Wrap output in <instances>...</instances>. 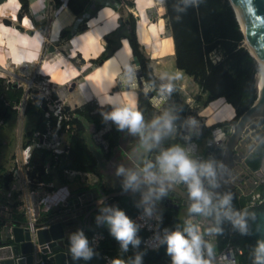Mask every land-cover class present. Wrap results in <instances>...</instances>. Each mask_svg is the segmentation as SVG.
<instances>
[{
	"label": "trees",
	"instance_id": "16d2710c",
	"mask_svg": "<svg viewBox=\"0 0 264 264\" xmlns=\"http://www.w3.org/2000/svg\"><path fill=\"white\" fill-rule=\"evenodd\" d=\"M22 5V12H27V0H14ZM55 7H58L62 0H51ZM88 0H67L68 7L78 14ZM122 3L126 8L124 18L119 19V23L113 29L107 31L103 35L104 47L102 51L92 61L99 62L109 57L112 52L121 44V38L125 37L130 47L132 55L138 59L142 76L147 82H157L159 86L164 88L167 83L161 77L154 75L152 68L148 63L147 57L142 53L137 41L136 21L130 11V7L134 5V0H116ZM164 16L170 28V35L174 53V66L183 70L186 74L191 75L193 80L199 86L201 92H206L205 100L209 101L216 97L222 96L225 101L229 102L234 109V114L228 120L217 121L209 126L203 125L202 131L196 137L200 140L211 134V129L219 124L234 123L240 114L253 102L256 96V69L257 62L250 54L248 48L242 43L244 36L239 28V24L235 18L234 10L229 0H163ZM101 6L95 5L89 13L82 18V22L76 26V30L82 31L86 28L85 20L88 16L94 15L97 8ZM70 27H63L59 31V36L67 38L71 36ZM219 54L220 57L214 60L212 54ZM71 61L72 59L69 58ZM71 66L69 67V71ZM68 71V72H69ZM68 72L64 77L67 76ZM62 79V69L59 73H54L51 79ZM3 78L0 77V112L4 116V121L9 116H15L16 110L11 107L12 100L18 99L23 89L21 86L14 87L11 84L8 87L3 85ZM36 91L32 90L33 99H28L24 107V114L31 112L34 121L22 135V145L30 141L32 132L42 129L45 125L46 117L42 105L37 102ZM165 102L162 109L155 108L149 101L146 94L138 89L136 94L137 105L135 110H139L143 115L144 124L147 128V139L151 145V151L162 154L167 149L173 147L177 141L181 140V132L179 131L182 122H189V118H197L190 111L188 104L185 102L180 91L174 87V91L169 95L166 91ZM51 96L56 97L55 91H51ZM7 100L8 103H4ZM97 107V111L92 113L90 110ZM121 106L111 104H98L94 102H85L82 109L76 108L75 111L85 118L89 123H93L95 128H99L104 124V116L110 114ZM166 117H174L173 132L164 135L162 133L159 143L150 139L156 128L152 127L153 121L160 119L161 123ZM48 119L54 124V116ZM3 121V122H4ZM71 131L68 135L69 143L66 152L58 155V160H53L50 151L44 148H33L31 151V161L34 168L28 171L30 177H36L39 180L51 182L53 186L58 183H68L62 174V168L69 167L78 170L99 172L101 158H108L114 151L115 146L120 142L119 125L110 119V128L104 133V137L108 141L107 149H104L99 142H94L91 132L84 126L79 118L73 116L70 119ZM1 125V124H0ZM128 127H125L126 129ZM204 136V137H203ZM150 155V154H149ZM251 167L258 164V159L250 160ZM44 165L47 166V172L43 171ZM10 182V176L6 173L0 174V187L6 188ZM95 184L104 190L124 189L125 180L114 187H106ZM88 188V185H84ZM77 186L75 192L84 187ZM162 185L158 182L148 183L141 180L135 186V190L129 194H118L115 198L124 205L126 214L130 219L139 209V194L148 197L149 201L158 213L161 215V224L169 226H178L181 231L187 226V223L199 225L200 229L207 230L215 226V215L204 217L203 221H185L177 215V208L169 206H161L155 201V197ZM151 192V195H150ZM254 194L259 202L247 204L250 194H241L239 199L234 197L231 207L234 211L242 212L247 210L248 213H255V219L251 215L246 217L249 234L242 235L238 228L233 227V232L229 236L230 241L238 245L240 252L237 253L236 264H256L255 250L258 242L264 241V182L259 183ZM117 200V199H116ZM118 201V200H117ZM118 201V202H119ZM119 202V203H120ZM120 203V204H121ZM15 204V203H14ZM218 204V203H214ZM198 215V214H197ZM201 216V215H200ZM226 224L231 221L223 220ZM187 222V223H186ZM225 224H221L223 229ZM1 226V222H0ZM233 226V225H232ZM137 233L141 238L144 234L142 227H139ZM101 231L104 238L99 242L96 248L89 247L93 251V257L90 260H83V264H104L102 253L107 252L116 255L117 258L125 261V264H132L135 256L144 253L142 264H172V257L167 254L166 235L162 236L161 243L156 249H148L141 242L138 247L133 248L130 244L128 251L124 252L120 249L119 242L110 235V225H99L95 220H91L90 224L85 227L78 228L89 241V236L93 231ZM224 231V229H223ZM204 240L214 245V253L223 246V240L220 235L213 234V240L204 233ZM49 264H53L49 262Z\"/></svg>",
	"mask_w": 264,
	"mask_h": 264
},
{
	"label": "crops",
	"instance_id": "0c3cea01",
	"mask_svg": "<svg viewBox=\"0 0 264 264\" xmlns=\"http://www.w3.org/2000/svg\"><path fill=\"white\" fill-rule=\"evenodd\" d=\"M13 2L14 0H2L0 2V65H1L0 69L1 70L4 69L3 68L4 64L9 62L14 66H16V64L18 65V62L21 61L32 63L33 65L35 62H37V57L40 54L42 46L44 44H47V42H49L51 46H49V50H48L49 52H47V58L39 66H43L41 68H43V70L48 75L49 81L55 85V93L57 94L56 97L59 100L69 105L70 104L79 105L85 102H89L91 100H95L100 105L107 103L115 106H121V107L129 106L134 109L136 108L137 105L136 94L138 89L136 90V94L134 97L132 96L125 97L121 95L122 93L120 90L123 89H120L119 87L115 86L116 74L127 67L128 60L130 58L131 52L127 39L125 37H122L120 46L116 48L112 52V54L106 59L101 60L99 62H95L91 60L95 58L102 51L104 47V40H103L104 33L117 26L121 16L122 18H124V15L126 13V8L123 6L122 3H117L116 0H88V2L85 4L82 10L78 14H75L68 7L67 0H62L61 4L58 7H55L51 0H27V12L24 11L21 20L17 21V19H14V17L16 18V14H14L15 9ZM135 2H137V0H134V5L130 7V11L136 8ZM97 4L101 6L97 8L94 15L88 16V18H86L85 20L86 28L82 31L76 30V26L82 22V18L86 16L89 13V11L92 10L94 6ZM101 13L102 16L108 15L107 16L108 18L111 17L112 14L114 13L113 16H114L115 25L104 31L97 40L94 39L93 42L95 44L98 43L99 44L98 47L92 46V44H89V42L83 43L82 40L88 38L87 32L90 29H92L91 26L97 24V21L100 19L99 14ZM4 18H8L10 20V23L3 22L2 19ZM17 23L20 25V28L15 27ZM100 24L102 25L103 23ZM63 27H70L72 31L70 37L63 38L59 36V31ZM53 42H56L57 44L53 45L52 44ZM124 45L126 47H123ZM122 47L124 49H121ZM116 52L117 54H121V57L123 58L122 61H121V57L119 59L117 57L116 61H112V63L113 62L117 63L116 65L118 67V72L108 74V73H101L100 71H98V68L102 65L104 66L105 62H109V59L115 56L114 54H116ZM19 58L22 59L19 60ZM69 58L72 60L70 61ZM12 59L14 60V62L11 61ZM64 59L74 64L73 67L75 68L74 71H76V75L72 78L70 77V79L64 77L65 74L69 71V67L67 66V64H64ZM56 64L57 65L61 64V65L58 69L54 71L51 69V66H54ZM173 64H174V54H173ZM160 65L161 64H158L157 69L160 68ZM26 66L27 65L25 64V67ZM163 66L164 68H167L166 65ZM61 69H62V79H56V80H60L58 82L51 81L50 78L52 74L59 73ZM169 69H172V71H174L175 73H177V70H181L179 68H176L175 66L173 67L170 66ZM71 70L72 69H70L68 73H70ZM182 74L185 76L184 77L185 79L181 78L182 81L178 83L172 81L171 84L174 87H176L182 93L183 96L188 94V90H193L197 92L198 95H200L199 97L196 96L194 97L195 99L199 98V102H196V107H194L190 111L193 112L194 115H196L197 117L203 118V125L209 126L217 121L228 120L230 117H232V115L234 114V109L229 102L224 100L222 96L216 97L209 101L200 102V99H203V96L206 95V92L200 91L199 86L193 80L191 75L186 74L183 70H182ZM1 75L2 74L0 73V77ZM156 76L162 78V75H156ZM183 81L185 82L183 83ZM165 82L169 84L167 80H165ZM52 83L50 84L52 85ZM116 90L117 93L119 92L118 94H116ZM118 98L120 99V101H118ZM114 99L116 101H114ZM209 105H212L213 110L211 111V114L214 113V118L205 121V119L209 117ZM126 129L120 130V136H121L120 142L114 148V151L117 148H119L121 152L113 153L114 152L113 151L111 155L107 158L109 162L108 164L105 163L106 158L103 159L102 167L98 170L99 172L96 173L92 171H87L88 173L87 176H85V178H82L79 174H76L75 176L70 178L62 174L64 177H66V180H68L69 182L58 183L55 186H53L52 183L49 181L50 187L53 188L55 192L52 194V197L46 196L44 201L40 203L39 205L40 219H43L46 215L52 213L56 209L57 205L59 204L62 198L68 196L73 197L75 195L74 192L77 186L88 185L90 187L101 181L100 183L101 185L103 184L106 187L114 188L120 183L121 180L124 179L126 181L127 175L132 173L131 167L134 164L142 166L145 163L149 154L152 152L151 147L149 148L150 143L147 137L145 136L149 145L147 146L146 150L144 149V147L140 146V144H137L136 149L139 150L138 151L139 153L142 152L141 155H143L142 159H140L139 162H137L136 160L137 155L135 154L137 151L133 146L135 145L133 143L136 139V136L134 134L130 136L129 132ZM22 135L23 132L20 134L19 131V139L15 142L13 151L9 154V160H10L9 168L4 173L10 176V182L5 188L6 191L5 195L4 196L0 195V204L5 206L6 211L9 212L11 211L12 212L11 217L16 219L24 218L23 215L21 214V209H22L21 205L24 203V200L28 196L27 190L29 188V185H26L23 182H19L12 179L10 174L11 167L13 166V157H14L15 149L20 144H22V138H21ZM68 135L69 134L65 133L66 139H68ZM206 135L207 136H205L204 139L207 141L209 139L208 138L209 133ZM20 139L21 141H19ZM181 140L182 141H177L173 145V147L176 145H181V147L183 146L184 148V143L186 140H184L182 133H181ZM193 140L196 142L198 151L200 150L201 152L206 141L203 142L202 139L197 140L196 137H194ZM121 166L124 168L125 171L124 173L118 175L119 180L117 181L116 185L113 183H107L104 175L108 173L112 174L117 170L118 167ZM80 171H84V170H80ZM76 179H78L79 181L78 183H74ZM140 180L142 182L145 181L144 178ZM0 189L4 190L3 187H0ZM82 189H86L85 186L80 188V190ZM113 190L121 191V193L119 194H127L124 193L123 192L124 190L121 189H113ZM235 194H236L235 196L236 199H239L240 197L239 195L242 193H240L239 190V192ZM116 199L119 201L118 198ZM121 206L122 209L125 211V207L122 203ZM98 214L99 213H94L93 217H97ZM201 217L202 216L200 215L193 214L191 217L187 216L184 219L185 221H193V220L198 221ZM201 221L205 222L204 220ZM77 230L78 228L75 227L72 232L67 234L66 241L68 243L71 244V238L73 235L77 233ZM9 242L11 244L14 243V241L11 239L9 240ZM81 264H83V262Z\"/></svg>",
	"mask_w": 264,
	"mask_h": 264
},
{
	"label": "water",
	"instance_id": "95a60500",
	"mask_svg": "<svg viewBox=\"0 0 264 264\" xmlns=\"http://www.w3.org/2000/svg\"><path fill=\"white\" fill-rule=\"evenodd\" d=\"M1 1L2 0H0V2ZM235 1L243 20L245 32L252 43L253 53L249 49L248 51L255 58V60L258 58L264 60V0ZM229 2L233 8L230 0ZM21 10L22 5L19 4L15 12L17 21L22 18L23 13ZM234 15L239 24L235 11ZM2 21L10 23L8 18H4ZM15 27L20 28V25L17 23ZM239 28L244 36L245 34L240 24ZM129 60L130 65L116 74L115 86L120 89H141L146 94L151 104L155 106L161 105L165 100V94L164 91H162L163 88L159 86L157 82H147L144 80L138 59L135 55H132ZM131 64H133L132 68ZM135 75H138L139 79L136 83H133L131 78ZM259 94H256L253 102L233 123V130L231 133L227 134V139L223 148L215 147L206 141L203 149L201 150V156L194 152L188 153L192 159L199 162L209 160L214 161L216 169L220 170L217 172L218 175L216 177L217 186L214 187V190L217 192L220 191V188L225 184L226 178L230 174L231 176L234 175L235 172L242 170L241 168H243V166H245V169L243 168L242 170L243 172L245 171L247 173L251 171V167L246 164L247 161H243L241 159V157H245L246 153L250 150L251 154L255 153L258 162L262 163L260 170L252 172L253 175L261 176L264 173V134L260 136L258 135L261 127H258L257 125L253 126L254 122L251 121L247 123V126L245 127L247 130V132L245 131L246 134L236 135L235 133V129L237 127L241 128L246 121L251 119H248V116L252 113V111H264V85L261 87ZM256 103L257 106L254 107ZM197 122L198 123L195 127H190L186 123L181 124L180 131L184 134V140H191L199 135L200 129L203 125V118H198ZM223 129L225 130L226 126H224ZM232 134H235V137ZM242 136L243 138L239 140L238 144H236L237 139H240ZM233 150H235L236 153H234ZM160 155L161 154H159L156 158V153H153L152 156L154 158H147L142 166L134 164L131 167L132 173H137L139 180L143 179L145 173L142 168L151 164L154 167L150 168L149 171L155 173L157 176H160L161 173L158 164ZM234 160L241 162L238 163L237 166L233 167ZM240 178H242V176ZM250 178L253 179L252 176H250ZM261 180L262 179H260V181ZM169 184H171V187H168ZM209 184V181L206 182L207 187H209ZM163 186L167 189V195L160 196L159 199L155 197L157 203L174 208H177L180 204L185 205L192 203L185 183L180 182L179 185H176L173 182L165 180L163 182ZM225 190L226 189L224 187L223 192H225ZM123 192L127 194L131 193L129 189H125ZM118 193L121 192L115 190L105 191L96 185H92L84 191H78L77 194L79 195V198L74 196L71 200H68L67 209L60 210L58 209L60 207H56L53 213L46 215L43 219L37 222L38 228L35 231L37 243L47 242L42 244L41 248L43 249L47 247V251L53 252L52 255H50V259H52L55 264H81L83 262L82 258L77 260L72 259L70 251L71 244L66 241L67 234L72 232L75 227L80 228L81 225H83L82 227L88 226L90 224V220L93 219L94 213H99V221L96 219V222H98L99 225H108V222L104 217L110 215L111 213L110 211L105 210H123L121 204L115 198ZM158 194L159 191L156 196ZM220 197L221 194L219 193L218 198H213V203H218ZM78 200L81 201L82 204H78ZM0 208L4 210L1 205ZM124 212L126 214V211ZM6 215L11 218L10 213H6ZM1 216L4 217L3 215ZM21 221L22 219L11 218L10 221L7 222L6 226H4V228L0 231V264H23V262L31 264V235L28 234L24 227L19 225ZM75 223L77 225H74ZM9 226H11V231L9 230ZM11 233L13 235V238L11 239L14 241L13 244L9 242Z\"/></svg>",
	"mask_w": 264,
	"mask_h": 264
},
{
	"label": "built area",
	"instance_id": "2783aa9c",
	"mask_svg": "<svg viewBox=\"0 0 264 264\" xmlns=\"http://www.w3.org/2000/svg\"><path fill=\"white\" fill-rule=\"evenodd\" d=\"M2 82L5 87H8L10 84L14 87L21 86L20 85L21 83L19 84L17 83V81H13L10 78H5ZM44 85L45 86H43L37 92L38 94L37 102L39 105H42V108L44 109V116L46 117L45 125L42 129H37L32 132L30 141L27 144L25 145L20 144L15 149L14 157H13V166L11 167V170H10L12 179L19 181V182H23L26 185H29V188L27 190L28 196L24 200V203L21 205L22 207L21 214L23 215L24 218L19 223V225L24 227L27 230L28 234L31 235V240H32L31 264H49V262H52L53 264H55L54 261L50 259V255H52L53 252L47 251L46 246H42L46 248H43V249L41 248V245L47 242L37 243L36 237H35V231L38 228L37 222L41 220L39 216V205L41 202L44 201L46 196L52 197V194L55 192V190L50 187L49 182L39 180L36 177H30L28 175V171L31 168H34V163L31 161L32 149L33 148L47 149L50 151V154L52 155L53 160L57 161L59 159L58 155L62 152L67 151L69 140L65 138V133L69 134L71 131V124L69 121L73 116L82 120V122L84 123V126L91 132L94 141L99 142L104 149H107L108 141L103 135L110 128V118H106L108 116H104V124L102 126H100L99 128H95L93 123L87 122L83 116H81L79 113L75 111L76 108L82 109L84 103L79 104V105L65 104L63 101L59 100L57 97L53 98L51 96V92L47 88V83H45ZM28 90H29V86L24 88V91L22 92L21 96L18 99L12 100L11 107L16 110L15 117L17 118L18 122L22 120V116L24 115V107L27 103V100L33 99L32 96L33 95L35 96V94L32 93V90H31V93H29ZM90 102H94L96 103V105H98V102L95 100H91ZM164 102L159 106H155L153 104L152 105L156 108L162 109ZM4 103H8V101L5 100ZM96 111H97L96 106L90 110V112L92 113ZM51 115L55 117L54 124L48 119V117ZM198 118L199 117L195 118V120L197 121ZM3 121H4V116L0 112V124H2ZM182 123H186L187 125H189V122H182ZM224 126H226L225 130L223 129ZM201 130L202 128L200 129V131ZM232 130H233V123H224V124L216 125L211 129V134L207 141L210 144L214 145L215 147L223 148L224 143L227 139V134L231 133ZM172 132L174 133V130ZM242 138L243 136L240 139H237L236 144H238L239 140H241ZM184 149L187 153L194 152L199 156H201L202 154V152L198 151L196 142L193 139L185 141ZM250 151L246 153L245 157H241L243 161H245L246 158L250 160L257 158L255 153L251 154ZM233 152L236 153L235 150H233ZM153 153L155 152H151L148 158L153 157L152 156ZM158 155L159 154L156 153V158ZM262 160H263V157H262ZM240 162L234 160L233 167L237 166L238 163ZM261 165L262 163H259V162L255 167H251L250 164H247V166L251 167L250 172L246 173L244 171L245 172L244 174L242 170L243 168L245 169V166H243V168H241L242 170L235 172L234 175L231 176L230 174L226 178L225 184L221 187L222 189L220 188V191L218 192L214 190V187H212L210 184H209V187L206 186V182L209 181L208 178L201 177V179L204 184V187L213 193V198H218L219 193L221 194L220 198H222L224 194L229 193V192H231L233 194V197H235L236 196L235 193L239 192L240 190V193L242 194H248V193L250 194V199L247 201V204L250 205V204L255 203L258 200L254 194L255 187L259 183L264 182V173L261 176H254L252 173L256 170H260ZM142 170H144V168H142ZM43 171L45 173L47 172L46 165H44ZM218 171L220 170L216 169V172ZM62 172L68 178L73 177L76 174H79L82 178H85V176H87V173H88L87 171H80L78 169L69 168V167L62 168ZM241 176L242 178H240ZM250 176H252L253 179H251ZM260 179L262 180L260 181ZM180 182L181 181L177 180L176 182H174V184L179 185ZM224 187L226 189L225 192H223ZM86 189H82V190L84 191ZM128 189L130 192H133L135 190V186L128 187L127 190ZM78 191H81V190H78ZM78 191L74 192L75 195L74 194L73 195L79 198V195L77 194ZM71 198L72 197L70 196L62 198L59 204L57 205V207H60L58 209L60 210L67 209V201L71 200ZM78 204H82V202L78 200ZM1 206H3L4 210L0 208V222H1L0 231L1 229L4 228V226H6L7 222L10 221V219L12 218L11 217L12 212L6 211L4 205H1ZM145 209L151 210L150 216L145 214ZM6 213H10L11 218H9L6 215ZM1 215H3L4 217H2ZM98 217H99V214L97 217H93V220L96 221ZM161 219H162L161 215L158 213L155 206H153L149 201L145 200V197L143 194H139V209L134 213L131 220L137 226L143 228L144 234L141 238V243L148 249L158 248L161 243L163 235H167L172 231H176L177 229L180 230L178 226H169L167 224H161ZM221 224H225L223 228L224 229L223 234L220 235V238L224 242H223V246L217 252L214 253L213 264H232L233 261H235V264H236L237 253L240 252V248L238 245H235L234 243H232L229 238V236L233 232V226L230 223L226 224L224 221H222ZM74 225H77V224L75 223ZM82 226L83 225H81L80 228ZM198 226L200 227V224ZM9 230L11 231V226H9ZM12 236L13 235L11 233L9 238L12 239L13 238ZM103 238H104L103 232L97 231V230L93 231L89 236V242H90L91 247L96 248L99 242ZM203 239H204V234H203ZM202 252H203L204 257L207 259L208 256H207L206 249H202ZM102 257H103L104 264H112L113 259L117 258L116 255H111L107 252H103ZM23 264H26V263L23 262Z\"/></svg>",
	"mask_w": 264,
	"mask_h": 264
},
{
	"label": "clouds",
	"instance_id": "9594fccd",
	"mask_svg": "<svg viewBox=\"0 0 264 264\" xmlns=\"http://www.w3.org/2000/svg\"><path fill=\"white\" fill-rule=\"evenodd\" d=\"M181 76L182 71L177 70L176 75L174 77H169V79L180 80ZM162 91H166L171 95L174 91V86L169 83L164 86ZM106 118H110L117 123L119 125V130L128 127L132 134H140L142 142L147 145V139H145L143 135L145 128L143 115L139 110H135L132 107L118 108ZM173 119L174 117H166L163 119L162 123L160 119L153 121L152 127L156 128L157 131L153 133L150 139L159 143L162 133L167 135L172 132ZM197 123L195 118H189L190 127H195ZM150 147L149 145V148ZM158 164L161 173L160 176L149 171L150 168L154 167L151 164L146 165L143 170L145 173L144 180L146 182H158L162 185L159 188V194L156 196L157 199H159L160 196L167 195V189L163 186L165 180L173 183L179 180L187 184L188 187L189 198L192 201L188 208L190 214L195 213L204 217L215 215V226L206 230L208 235H222L223 229L220 225L225 219L231 221L233 227L238 228L242 235L249 234L246 217L251 215L252 218L255 219V213L250 214L247 210L242 212L234 211L231 207L233 199V194L231 192L224 194L222 198H219L218 204H214L213 193L204 187L201 177L208 178L212 187L217 186L215 182L217 172L214 161H196L188 155L183 147L176 145L167 149L160 155ZM124 171L122 166L118 167L116 174L120 175L124 173ZM138 182V174L130 173L127 175L124 187L127 189L128 187L136 186ZM168 187H171V184H169ZM147 199L148 197H145V200ZM256 202H259V200ZM105 211H110L111 213L104 218L110 225V235L119 242L120 249L127 252L130 244L133 248L138 247L141 242L137 235L139 231L138 226L125 215L123 210L106 209ZM145 214L150 216L151 210L145 209ZM97 219L99 221L100 218L98 217ZM162 242L167 243V254L172 257V264H213L214 245L203 239V234L198 225L187 223L183 231L177 229L176 231L170 232ZM202 249H206L207 259L204 257ZM70 251L73 260L82 258L87 261L93 257V251L89 247V241L82 231H78L72 236ZM143 255L144 253L137 254L132 264H142ZM255 261L256 264H264V241H260L257 244ZM112 264H125V261L115 258ZM232 264H235V261H233Z\"/></svg>",
	"mask_w": 264,
	"mask_h": 264
},
{
	"label": "rangeland",
	"instance_id": "374dc122",
	"mask_svg": "<svg viewBox=\"0 0 264 264\" xmlns=\"http://www.w3.org/2000/svg\"><path fill=\"white\" fill-rule=\"evenodd\" d=\"M135 3H136L135 10H137L138 16H135L132 11H131V13H132V15L136 21V30L135 31H136V35H137V41L139 43L140 50L145 55V57H147L148 63L151 65L153 73L155 75H162V78L167 80L168 83H171L172 81L177 82V83L182 81L181 79L180 80L169 79V77H174L176 75V73L174 71H172V69H169L170 66L171 67L174 66V64H173V54L174 53H173V47H172V43H171L170 28H169L167 21H166V18L164 16L165 7H164L163 0H137V2H135ZM13 5H14V9L16 11V9L18 7V2L14 1ZM14 19H16V18L14 17ZM242 43L247 47V43H246L245 38H244V41H242ZM52 44L56 45L57 43L53 42ZM49 46H51L49 44V42H47V44H44L42 46L40 54L37 57V62H35L33 65H32V63L29 64L27 66V68L24 66L25 70L27 69V71H24L23 65L20 64L21 62H18V65H22V66H18L16 63H14V64H16V66H14L10 62L4 64V67H3L4 69H2V70L0 69V73L3 75V76L1 75V77H3V80L5 78H10L13 81H17V83H19V84L21 83L20 85H21L23 91H24V88L29 86V90H28L29 93H31V90L35 89L36 97L38 96V94H37L38 90H40L43 86H45L44 85L45 83H47V88L50 92L53 90L55 91V85L49 81L48 75L43 70V68H41L43 66H39L47 58V52H49L48 51ZM212 55L214 57L213 58L214 60H217L220 57L219 54L213 53ZM131 56H132V54H130V57ZM20 59H22V58H19V60ZM11 61L14 62L13 59ZM128 62H129V60H128ZM64 64H67L68 67L71 66L72 67L71 69L75 70V68L73 67L74 64L71 63L70 61L64 59ZM158 64H161L159 69H157ZM163 65H166L167 68H164ZM128 66H129V64H127V67ZM74 73L76 75V71H74ZM184 77L185 76L182 74L181 78H184ZM58 81L59 80H57V82ZM184 82L185 81H183V83ZM50 83H52V85ZM186 89H188V88H186ZM136 90H137V88L136 89L135 88H126V89H123L120 91L122 93L121 95H123L125 97H128V96L134 97L136 94ZM116 92H117V90H116ZM181 95H182V93H181ZM56 96H57V94H56ZM195 96L199 97L200 95H198V93L193 91V90H188V94H186L185 96L182 95L185 102L188 103V107L190 110H192L194 107H196V102H199V98L195 99L194 98ZM205 96L206 95L203 96V99H200V102H204ZM59 102H61V101H59ZM212 110H213L212 105H209V117H207L205 119V121H207L208 119L211 120L212 118H214V113L211 114ZM33 121H34V116L32 115V113L26 112L23 115L22 120H20V122H17V119L15 116H9L0 125V174H3L9 168V164H10L9 154L13 151L15 142L19 139V131H20V134L22 132L24 133V131L30 127V125L32 124ZM126 130L129 132V134L131 136L132 133L129 131V129H126ZM146 130H147V128L145 126L144 132H143L144 137L146 136V133H147ZM134 135L136 136V139L133 143V144H135V145H133L134 148L136 149L137 144H140V146L144 147V149L146 150L147 146L149 145L148 142L146 145L145 143L141 142L142 139H141L140 134H134ZM204 138H202L203 142L206 141ZM124 139H126V138H124ZM19 141H21V139ZM179 146H181V145H179ZM136 151H137L135 153L137 155L136 160H137V162H139V160L142 159L143 155H141L142 152L141 153L138 152L139 150L136 149ZM115 152L120 153L121 150L119 148H117L113 153H115ZM103 159H105V158H101V163H102ZM105 163L106 164L109 163L107 158L105 159ZM101 167H102V165L100 166V168ZM104 176H105V180L107 183H113L116 185L117 181L119 180V177L116 174V171L113 172L112 174H110V173L105 174ZM78 182H79L78 179H76L74 183H78ZM0 192H1L0 195L4 196L6 193L5 188H4V190L0 189ZM190 205H191V203L185 204V205L180 204L179 211L177 213V215L180 219H184L187 216L191 217L193 214H195V213L190 214L188 212V208L190 207ZM199 220L201 221L202 217ZM203 232L206 233V230H203ZM207 237L210 240H213V238H214L213 234L212 235L207 234Z\"/></svg>",
	"mask_w": 264,
	"mask_h": 264
},
{
	"label": "bare ground",
	"instance_id": "6f19581e",
	"mask_svg": "<svg viewBox=\"0 0 264 264\" xmlns=\"http://www.w3.org/2000/svg\"><path fill=\"white\" fill-rule=\"evenodd\" d=\"M231 1V3H232V5H233V8H234V11H235V14H236V16H237V19H238V21H239V24H240V26L242 27V30H243V32H244V38H245V40H246V43H247V48L253 53V48H252V43H251V41H250V39H249V37H248V35H247V33L245 32V29H244V24H243V20H242V17H241V15H240V13H239V10H238V7H237V3H236V1L235 0H230ZM133 8V7H132ZM132 12H133V14L135 15V16H138V13H137V10H135V9H133L132 10ZM114 14V13H113ZM113 14H112V16L111 17H107L108 15H106V16H102V13L101 14H99V16H100V19L97 21V24H94V26H91L92 27V29H90L87 33H88V38H85L84 40H82L83 41V43H86V42H89V44H92V46H94V47H98L99 46V44L98 43H94L93 41H94V39L95 40H97L99 37H100V35L104 32V31H106L107 29H109V28H111L112 26H114L115 25V22H114V16H113ZM102 16V17H101ZM110 16V15H109ZM100 23H103L102 25L100 24ZM123 47H126L125 45L123 46ZM121 48V49H124V48ZM119 53V52H118ZM115 56H113V57H111L110 59H109V62H105L104 63V66L102 65V66H100L99 68H98V71H100L101 73H108V74H112V73H117L118 72V67H117V63L116 62H113L112 63V61H116V59H117V57H118V59L121 57V54H117V52H116V54H114ZM123 60V58L121 57V61ZM256 64H257V69H256V94H259L260 93V89H261V87L264 85V60H261V58H258V59H256ZM21 64L23 65V67L25 66V64L28 66L29 64H31V63H28V62H23V61H21ZM128 64L130 65V60H129V62H128ZM21 65V66H22ZM61 65V64H60ZM60 65H54V66H51V69L52 70H56V69H58L59 67H60ZM132 65L133 64H131V68H132ZM20 66V65H19ZM26 66V67H27ZM24 71H27V69L25 70V67H24ZM53 72V71H52ZM22 73V72H21ZM70 73H71V75H70ZM70 73H68L67 74V77H65V78H67V79H70V77L72 78L74 75H75V73H74V70H71V72ZM25 74V73H24ZM69 75V76H68ZM132 82L133 83H136V81L139 79V77H138V75H135V76H132ZM50 80L51 81H56L57 82V80H55V79H51L50 78ZM33 81V80H32ZM60 81V80H59ZM43 84V83H42ZM119 93V92H118ZM117 92H116V94H118ZM113 95V94H112ZM260 95V94H259ZM107 96H109V95H107ZM115 96V95H114ZM113 96V97H114ZM116 97V96H115ZM118 97V96H117ZM108 98V97H107ZM106 98V99H107ZM111 98V97H110ZM105 99V100H106ZM109 99V98H108ZM117 99V98H116ZM122 99V98H121ZM110 100V99H109ZM124 100V99H123ZM111 101V100H110ZM114 101H116L115 99H114ZM118 101H120V99L118 98ZM113 102V101H112ZM117 103V102H116ZM115 103V104H116ZM124 103V102H123ZM132 103V102H131ZM114 104V103H113ZM130 104V103H129ZM255 106H257V103L254 105V107ZM129 107V106H128ZM255 110V109H254ZM256 111H252V113L248 116V119L249 118H251L250 120H248V119H246V120H248V121H246L245 122V124L244 125H242V127L240 128V127H237L236 129H235V133H236V135L237 134H246V132H247V130L245 129V127L247 126V123H249V122H251V121H253L254 122V124H253V126H255V125H257L258 127H261V130H260V133L258 134L259 136L260 135H263L264 134V111H258V112H256ZM256 114V115H255ZM254 115V116H253ZM248 128H250V127H248ZM246 131V132H245ZM250 133V132H249ZM234 137H235V134H232Z\"/></svg>",
	"mask_w": 264,
	"mask_h": 264
},
{
	"label": "flooded vegetation",
	"instance_id": "af4514ba",
	"mask_svg": "<svg viewBox=\"0 0 264 264\" xmlns=\"http://www.w3.org/2000/svg\"><path fill=\"white\" fill-rule=\"evenodd\" d=\"M245 160L247 161L246 163L249 164L250 159H247V158H246ZM121 190H125V189H121ZM105 191H107V190H105ZM115 191H117V190H115ZM119 192H121V191H119ZM118 194H119V193H118ZM118 194H117V195H118ZM86 219H87V217H86Z\"/></svg>",
	"mask_w": 264,
	"mask_h": 264
}]
</instances>
